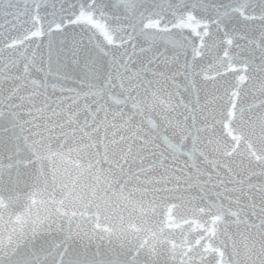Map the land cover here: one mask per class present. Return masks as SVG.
I'll list each match as a JSON object with an SVG mask.
<instances>
[{
    "label": "snow or ice",
    "instance_id": "1",
    "mask_svg": "<svg viewBox=\"0 0 264 264\" xmlns=\"http://www.w3.org/2000/svg\"><path fill=\"white\" fill-rule=\"evenodd\" d=\"M0 264H264V0H0Z\"/></svg>",
    "mask_w": 264,
    "mask_h": 264
}]
</instances>
